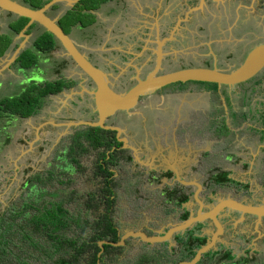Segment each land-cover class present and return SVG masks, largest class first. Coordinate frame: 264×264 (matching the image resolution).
Masks as SVG:
<instances>
[{"label": "rangeland", "instance_id": "1", "mask_svg": "<svg viewBox=\"0 0 264 264\" xmlns=\"http://www.w3.org/2000/svg\"><path fill=\"white\" fill-rule=\"evenodd\" d=\"M69 5L71 4L66 3V7ZM60 8H63V4H60ZM96 14L99 21L93 27L85 31L73 32L71 36L82 52L92 57L108 76L112 87L118 92L127 91L132 83L136 82V77H146L150 74L159 61L162 63L160 70L162 73L188 67H216L232 71L244 62L254 48L264 44V0H115L99 8ZM52 16L56 17L55 14ZM14 19L15 17L0 12V35L4 31L8 33L9 24ZM42 31V27H35L26 40L22 36H16L14 47L0 59V79H4L6 85L11 81L5 90L0 91V101L18 96L23 92V88L31 83V78L37 83L58 79L75 80L76 83L58 94L46 97L42 108L28 118L12 116L0 105V216L3 217V222L0 224V238L3 240L9 236L14 238L17 236L9 230L6 223L13 207L25 208L28 204L42 207L47 202L60 200H69L67 205L71 212L82 211L83 216H91V221L94 218L97 220V217H100L98 213L103 211L125 228L139 223L138 220H132L135 217L130 210L125 211L120 207L123 201H128L133 207L131 203L137 186L125 182L121 177L118 180L114 176L112 187L114 194L108 195L104 191L105 176L97 172L100 151L88 148V151L80 155L82 165L80 173L74 172L70 175L66 173L73 156L72 149L82 151L78 143L88 146V141L83 137L74 140L73 135L77 131L69 130L72 134L67 135L64 133L66 128H54L48 123L62 115L72 118L74 122L83 121L82 117L88 115L84 111L87 97L84 94L85 91L88 93L90 88L86 83L79 85L78 81L81 77L78 76L84 78V75L66 57L61 46L49 54L40 56L37 67L28 71H17L16 61L13 62L12 58L15 50L21 44H25L26 49L31 48ZM8 61L13 62L9 67L11 72L4 71ZM262 77L259 75L256 79L262 82ZM22 81L24 82L21 83ZM259 88L261 87H254L253 82L241 89L235 88L236 90L224 86L215 89L194 82L172 84L145 95L136 107L126 111L129 113L127 118L130 121L124 123V127L129 128V136L137 143L142 153L151 146L156 151L154 143L159 144L161 151H171V153H174V148L183 147V156H188L190 160L188 164L192 165L188 172L198 173L197 176L187 177L191 181L196 180L203 185H209L212 170L216 168L222 172L226 167L224 159L229 152L238 155L246 149L255 151L261 144L258 139L263 135L261 131L264 125L257 121V118L258 114V119L264 118V113H259L263 109L260 107L262 97L259 96ZM253 89H256V93L252 94L250 101L245 102L239 96V92L251 93ZM223 90L226 91L227 96L226 122L230 123L231 131L227 132L224 138L216 140L210 138V136L214 137L210 133L217 126L212 125L215 119L223 114V103L219 95ZM195 94L202 98H195ZM206 96L212 97L207 101L206 98L203 99ZM87 103L91 106L92 100ZM209 103L212 106H206ZM231 103L236 111L232 110ZM76 104L79 107H76ZM247 104L252 109L248 107L245 109L247 115L245 121L241 113H243L242 108ZM239 107H241L240 113ZM30 120L35 121L34 126L41 124L37 140L34 136L35 131L31 133L28 128ZM169 121L174 128L177 127L175 134L173 135V129L163 130L162 134L158 133L162 135L160 139L155 126ZM8 138L9 142L6 141ZM185 148H188L187 152ZM126 154L127 151H122L121 157L115 161L118 166L109 165V168L115 167L114 171L117 172L123 170L128 162L127 159V162L122 160ZM255 168L256 165L247 172H242L244 170L242 168L240 174H249V178H253ZM36 177H40L42 183L29 182L30 178ZM236 177L238 178V175ZM139 179L141 180V177ZM260 181L264 182L262 169L257 176L258 185ZM139 187V191L146 192L141 193L142 199L149 202L150 207L155 204L150 218L158 228H163L169 223V227L179 223L178 217L184 207L181 210L176 209V214L170 213L174 206L164 201L158 186L154 185L147 189L141 188L140 185ZM230 187L234 189L232 185ZM126 189L131 191L128 199L124 193ZM214 189L216 191L212 195L213 189L204 186L201 190V198L207 201V198L211 197L217 201V198L226 197V194L230 193V188H226V185ZM179 194L178 191L175 197ZM241 196L237 194L239 201L244 198L250 200L247 196L242 198ZM258 197V201L264 200L263 193H259ZM89 200L90 203H98V207L88 212ZM108 200L113 201V204L107 209ZM134 214L136 217L140 215L136 212ZM220 220L224 225L223 234L216 248L219 251L229 249L228 251L234 255V260L222 261L220 257L205 256L201 264H234L238 261L241 263L247 261L245 264H264V238H261L264 235V224L255 226V217H241L235 210L221 214ZM200 225L199 230L203 227L202 224ZM202 229L203 234L209 231L206 237L207 241L211 240L210 232L216 231L215 225L209 222ZM85 236L87 240L90 234L86 233ZM16 242L23 247L21 260L25 259L32 264H55L54 259L46 258L44 252L29 247L21 240ZM177 243L173 248L176 251L171 253L166 250V243H157L152 248V245L139 239H129L117 246L116 251L108 252L106 255L115 256V264H173L174 258L179 255L177 251L183 250L182 245ZM12 251L16 252V247H12ZM155 251H159L158 255H155ZM145 259L148 261L145 262Z\"/></svg>", "mask_w": 264, "mask_h": 264}, {"label": "trees", "instance_id": "2", "mask_svg": "<svg viewBox=\"0 0 264 264\" xmlns=\"http://www.w3.org/2000/svg\"><path fill=\"white\" fill-rule=\"evenodd\" d=\"M49 1L50 0H23V3L33 9H39ZM112 1L115 0H80L74 7L68 8L65 11L60 17L58 24L66 34L91 27V25L99 21L98 16L94 12ZM58 8V4L54 6V9ZM242 10H244V8ZM9 16H11V14H9ZM28 22V18L17 17L9 24L8 33H2L0 35V59L14 47V38L21 33ZM35 27H37L36 23L27 30L26 34L29 35ZM59 47L60 45L51 33L42 31L34 40L33 46L25 49L19 55L16 60V67L20 71H28L31 68L37 67L41 59L40 56L49 54ZM75 83L76 82L73 80L65 79L37 83L31 78V83L23 88L22 93L9 100L0 101V105L4 107L5 111H8L6 113H11L12 116L28 118L36 114L42 108L43 100L46 97L58 94L72 87ZM204 85L212 86L215 89L218 88L216 84L204 83ZM262 124L264 125V118H262ZM223 130L225 131L224 128ZM82 137L88 141L89 145L83 146L78 143L82 151H77L76 148L72 149L71 153L73 156L66 173H69V175L74 172L80 173L79 171L82 169L80 155L88 151V148L100 151L98 155V158L100 157V162L97 165V172L105 176L106 183L104 191L108 195L114 194L112 191L114 179L110 168L122 155V151L118 152V150L108 153L112 150V147L115 146L118 148L121 146V142H119L115 136V131L106 130L101 127H85L73 138L77 140ZM6 141L9 142V138ZM109 165H111L110 168ZM216 171L217 170H214L211 174L209 185L215 184L219 186L226 183H235L228 178V173H219ZM35 181L36 183H42L40 177L30 178L29 180L31 183ZM178 191L179 189H173L169 198L174 197L173 195H177ZM171 200L175 201L174 204L176 207L181 208L188 201V196L182 193L179 194L176 199ZM68 201L69 200L51 201L45 203V206L42 207L34 204H28L25 208L13 207L10 216L7 217L8 221H6V223L9 230H11L13 234H17V236L15 238L9 236L3 238V240L0 238V264H13V260L14 264H32L25 259H20L21 249L23 247L17 244L16 241L19 240L26 242L29 247L37 249V251L44 252L46 258L54 259L55 264H97L98 254L101 251L98 242L101 240H108L113 243L118 242L120 237L118 236L117 228L112 224L108 215H104V217L97 220H95L93 216L94 220L91 221V216H83L82 211L71 212L67 205ZM90 202L91 200L87 203L88 212L94 207H98V203ZM108 203L107 205L110 206L113 201L108 200ZM189 216L190 212L183 209V213L180 215L179 220H187ZM2 222L3 217L0 216V224ZM198 227L199 226L186 232L184 234L185 236H183L184 239H179L180 235L176 238L178 243L183 247V250H181V254L183 255L182 261L191 260L195 256L196 251L207 243L206 236L197 235L199 231ZM86 233L90 234L87 240H85ZM18 236H20V238H18ZM12 247H16L17 251L13 252ZM104 250L109 252L117 250V248L111 245H104ZM85 253H90L91 260L87 263H85L84 260ZM205 256L220 257L219 259L222 261L234 260V255L228 250L217 253L209 252L205 254L204 257ZM202 260L198 264L203 263ZM144 261L146 262L148 260L145 259ZM246 262L247 261H245V263ZM245 263L238 261L234 264Z\"/></svg>", "mask_w": 264, "mask_h": 264}, {"label": "water", "instance_id": "3", "mask_svg": "<svg viewBox=\"0 0 264 264\" xmlns=\"http://www.w3.org/2000/svg\"><path fill=\"white\" fill-rule=\"evenodd\" d=\"M80 0H50L44 7L40 9H32L16 0H0V9L15 15L16 17H25L29 19L26 27L21 31L19 37H24L25 40L29 37L26 34L27 30L36 23L41 26L44 31L51 33L58 44L65 51L66 57L69 58L75 66L80 70L82 75L86 76L94 85V90L91 91L95 106L97 109L98 120L95 122L82 121L81 124L90 127H101L106 130L115 129L120 131L118 127L105 125L106 119L113 116L119 111H128L136 107L141 99L152 92L160 90L172 84L178 83H210L221 86H235L245 83L261 72L264 71V44L254 48L246 57L244 62L235 70L225 71L216 67H188L178 69L166 73L160 72L161 61H159L155 69L144 78L136 77V84L125 92L115 90L108 76L98 67L90 62L85 53H83L74 42L70 34H66L59 26L60 16L51 17L46 12L55 3H70L69 8L74 7ZM65 12H63L64 14ZM62 14V15H63ZM25 44H21L14 52L12 58L14 61L25 50ZM118 140H120L118 138ZM199 191L201 185L197 186ZM203 204L199 205L198 212L191 214L189 218L177 225H173L170 229L161 235H149L144 231H131L130 234H124L118 242H110L101 240L98 245L101 249L99 256L104 251V245L117 247L125 243L128 238H140L147 244L165 243L172 240L176 235L183 234L188 230L194 229L195 225L206 221H213L216 226V231L212 233V238L205 245L196 251L193 259L181 264H197L202 257L211 251H214L223 229L219 217L221 213L227 209L238 211L242 214L255 215L257 218L264 217V204L253 205L245 204L234 198L219 199L216 203L207 209H203ZM99 264V261L98 263Z\"/></svg>", "mask_w": 264, "mask_h": 264}, {"label": "crops", "instance_id": "4", "mask_svg": "<svg viewBox=\"0 0 264 264\" xmlns=\"http://www.w3.org/2000/svg\"><path fill=\"white\" fill-rule=\"evenodd\" d=\"M0 12H2L4 14H8V16L10 14V13H7V12L1 10V9H0ZM11 16L15 17V19L17 18L15 15L11 14ZM3 33H6V31H4ZM13 62H15V61H13ZM12 63L8 61L7 64H6L7 67H4V69H5L4 71L11 72L9 70V67H11ZM17 71L20 72L19 69H17ZM23 82L24 81H22L21 83H23ZM8 83L9 84L6 85L5 80L4 79H2V80L0 79V91L1 90L2 91L5 90L7 88V86L10 85L11 81H9ZM224 90L221 91V93L219 94L220 98H221V101L223 103L222 104L223 114L220 115V117L218 119H215L214 124H212V125H217V126H215L211 130L212 133H210V135L214 136V137L210 136L211 139L214 138L216 140H220L221 138H224L226 136L227 132L231 131L230 126H229L230 123L226 122V97L227 96H226V91H224ZM85 92H87V91H85ZM88 94H89V96H88L89 99L92 100V105L89 106V105H87L88 104L87 103L86 105H84V107L86 108L87 111L89 109V111H90L89 113H91V114L88 113V115H89L90 118H92L93 115H97V109H96V106H95V100H94L95 98H94L92 92L88 91ZM195 95H196L195 98H202V96H199L197 94H195ZM210 97H212V96H206L203 99L206 98L205 100L208 101ZM209 105H211V104L209 103L206 106H209ZM231 106H232V110L236 111V108H234V105L232 103H231ZM249 106L250 105L247 104V107L250 109ZM181 107L182 106H179V108H181ZM247 107L244 106L242 108V112H243V113H241L242 116H246V110L245 109H247ZM123 112H125L126 116L128 117L129 113L126 112V111H123ZM238 112L239 113L241 112V107H239ZM85 113H87V112H85ZM231 113L232 112H230V114ZM259 113H261V111ZM235 114H236V116L238 115L237 113H234V115ZM258 116H259V114H258ZM21 119H24V118H21ZM82 120L86 122L84 117H82ZM88 121L91 122L92 120H88ZM49 122L50 123H48V124L52 125L54 128H57V127L66 128V131L64 133H66L67 135H70V133L72 134V132H70L69 130H75V132L77 131L75 133V135H73V136H76L82 128L86 127V126H81V125H84V124H81L82 121L77 120L76 122H74L72 120V118L66 117L65 115H62V116L58 117L55 120L53 118ZM28 124H29L28 128L31 130V133H32L33 130L35 131L34 132V136L36 137L35 139L36 140L39 139L38 138L39 137L38 133H39L41 124H39V126H34L35 121H32V120H30L28 122ZM113 125L120 128V131L117 132V136L120 139L119 141H121L123 143L124 149L128 150L126 156L122 160L126 161V159H127L128 162L126 161L127 162L125 164L126 167L123 170L122 169L118 170V172L114 171L115 167L118 166V164L115 163L116 166L114 168L111 167L110 171L113 173V177L115 176L118 180H120V177H121L125 182H130V183H132V184L137 186V188L134 189L133 201L131 203L133 205V207H131V205H130V203H128V201L127 202L123 201L122 202V206L120 204V207L122 209H124L125 211L130 210V212L133 213V215L135 217L132 220H134V221L138 220L139 223H134L131 226L129 225L128 227L125 228V227H123V225H121V223L119 221L113 220L112 219L113 217H110V216H108V217L111 220L112 224H114L116 226L117 231H118V236H120V237L123 236L124 234H130L129 232H131V231H137V230L144 231V232H146L149 235H161V233L163 234L165 231H167V229L169 228L168 225L170 223L167 225L168 227L167 226H163V228L162 227L158 228L157 224L153 223V221L150 218V213H151V211L153 209H155V204H153L152 207H150L149 206L150 204H148L149 202H147L144 199H142V194L141 193H146V192L139 191L138 190L140 188L139 185L141 186V188L145 187L146 189H147V187H152L154 185L158 186V189L161 191V197H164V201H166L167 203H171L174 206V208L170 210V213L176 214L177 213L176 209H178V207H176V205L174 204L175 201L169 199V197H168V195L166 193H170L173 189H176V188L181 189L185 193L187 192L186 190H188V191L190 190L191 191V187L192 186H195V187L198 186L199 182L196 181V180L191 181L189 179V177H187V176H189V175L197 176L198 173L188 172L189 167L192 168V165L188 164V161H190L188 156H186V157H184V156H179L178 157L177 155H175V156L169 155L168 156L164 151L160 150L159 144H157V143H154L156 151L153 150V148L151 146V148L147 149V151H145V153H142L139 150L140 148L138 147L137 143L134 142L131 139V137L129 136V134H128L129 128L128 127H124V123H121V124L120 123H113ZM219 127H221V129ZM28 128H27V131L29 132ZM155 128H156L155 131L157 132V134L161 133L163 130L167 131L168 129L169 130L173 129V135H174L175 134V130H176L177 127L174 128V126H172V124H171V121H169V123L159 124L158 126H155ZM223 128L225 129V131L223 130ZM157 129H159V130L157 131ZM261 132L264 135V129ZM263 135H261L259 137L258 140L261 142V144L258 146V148L255 151H252L251 149H248V150L246 149L243 152H240L238 155H235V153H233V152H231V153L229 152L228 155H226V158L224 159V161L226 162V167L223 170H225L226 173H228V178H230L233 182H235V183H230V185H232L233 188L237 187V189H235V188L231 189V187H230L231 191L229 190L230 193L226 194V198L227 197L228 198H234V199L236 198L237 200H239L237 198V194H240V195H242L241 198L244 197V196L245 197L247 196L248 198H251L250 200L246 199V198H244V200H242L243 202H245L247 204H253V205L264 204V200L263 199L258 201L259 200L258 194L259 193H261V194L263 193L264 194V182L260 181L259 185H258V182H257V176H258V173H259L260 169L264 170L262 168V167H264V154H263L264 153V139H263L264 136ZM158 136L160 137V139L162 138V135L158 134ZM158 136H157V138H158ZM57 137H58V135H57ZM120 137H122V138H120ZM20 139H22V137ZM41 142H42V140H41ZM246 147L247 146H245V148ZM130 151H131V153H129ZM258 151L260 152L259 154L261 156H263V157H259L258 158V156H260L258 154ZM169 152L171 153V151H169ZM255 165H256V168H255V172H254L253 178H249V174H243V173L240 174V169L243 168L244 170H242V172H247V171L251 170L252 168H254ZM238 167H240V168H238ZM156 169H160L162 172H167L168 170L175 172V175H173L174 179L171 178V179L167 180V178H164L163 180H161V183L159 182V184H156V181H158L160 179L159 178L160 175H156L155 174V176H153L154 175L153 172L156 171ZM124 172L126 174H124ZM119 174H121V176H119ZM237 175H238V178L236 177ZM139 177H141V180L139 179ZM144 177L146 178L145 180L143 179ZM176 183H177V185H176ZM245 189H248L249 192H251V195L248 194V193L246 194ZM129 192L131 193V191L129 189L124 190L125 196L127 195L126 196L127 199H128V196H129L128 195ZM213 193L215 194V192H213ZM235 194H236V196H235ZM136 195H137L138 201L135 199ZM209 198L210 199L208 200V202L211 199L215 201V199H213L211 197H209ZM220 198H224V197H219L217 199L219 200ZM140 199H142V200H140ZM245 200H247V201H245ZM112 204L110 206L107 205V209L109 207L111 208ZM102 205H103V203H102ZM118 207H119V205H118ZM116 209L120 210L119 208H116ZM180 210H181V208H180ZM226 211L229 212V211H233V210L232 209H227V210H225L223 212V214H226ZM134 212H136V214L139 213L140 214L139 217H136ZM106 213L103 212V211L99 212L98 214H100V217H97V219H100V218L104 217V215H107ZM182 213H183V209H182ZM243 217H245V215ZM256 222L260 226L262 221H261V219L256 218ZM211 223L213 225H215V223L213 221H211ZM222 224H223V222H222ZM173 225L174 224H172V226ZM203 227L205 228L206 226L203 224ZM202 231H203V229L199 230L197 235L198 234H199V236H207V234L209 235V231L205 232V234H203ZM212 233L213 232H210V234H212ZM222 234H223V231L220 234V237H221ZM175 237L171 240L172 242L169 241V243L171 242L172 244H169L170 247H168V248L176 247V243L177 242H176ZM220 237H219V239H220ZM129 239H139L142 242H145L144 240H142L140 238H132V237L128 238L126 241H128ZM106 241H108V240H106ZM145 243L147 244V242H145ZM219 243L220 242L218 240L217 241V245H216L217 247H218ZM165 247H166V245H165ZM217 250H219V249L215 248V250L212 251V253H216ZM175 251H176V249H173L171 253H173ZM177 252H178L179 255L176 258H174L173 264H177L178 262H182V260H181L182 257H183V255L181 254L182 251L178 250ZM146 253L148 255L147 250H146ZM158 253H159V251H155V255L156 254L158 255Z\"/></svg>", "mask_w": 264, "mask_h": 264}, {"label": "flooded vegetation", "instance_id": "5", "mask_svg": "<svg viewBox=\"0 0 264 264\" xmlns=\"http://www.w3.org/2000/svg\"><path fill=\"white\" fill-rule=\"evenodd\" d=\"M16 1H18L19 3H21V4H24L23 3V0H16ZM47 4V3H46ZM45 4V5H46ZM59 5V8L58 9H54V6L55 5ZM60 4H63V8H60ZM25 5V4H24ZM44 5V6H45ZM26 6H28V5H26ZM44 6H42V7H44ZM28 7H30V6H28ZM41 7V8H42ZM32 8V7H31ZM69 8V6H67L66 7V3H55L54 5H52L48 10H47V14L49 15V16H51V17H53L52 15L53 14H55L56 15V17H58V16H62V14H63V12H65L67 9ZM33 9V8H32ZM40 9V8H39ZM95 14H96V11L94 12ZM97 15V14H96ZM95 25V24H94ZM94 25H91V27H93ZM37 27H41V26H39L38 24H37ZM91 27H88V28H91ZM88 28H86V29H81L82 31H85V30H87ZM43 31H44V29H43ZM41 34V33H40ZM72 34V33H71ZM70 34V35H71ZM72 37V36H71ZM73 39V38H72ZM79 48V47H78ZM80 49V48H79ZM81 50V49H80ZM82 51V50H81ZM87 56V55H86ZM88 57V59L90 60V62L91 63H93V65H95L96 67H98V65H97V63L96 62H94L93 61V59H92V57H90V56H87ZM99 68V67H98ZM100 69V68H99ZM259 75H262L263 77V79H262V82H259L258 81V79H256L257 78V76H259ZM259 75H257L255 78H253V79H251V80H249V81H247V82H245V83H242V84H238V85H235V86H224V87H228L229 89H232V90H236L235 88H238V89H241L243 86H245V85H247L248 83H254V87L256 86H260L261 88H259V96H261L262 97V99H261V104H260V107H263V109L261 110V112L262 113H264V71L263 72H261ZM81 77V78H80ZM78 78H80L81 80H79L78 82H79V85L80 84H87V86L90 88V90H89V92H91L92 90H94V85H93V83L86 77V76H84V78H82V76H78ZM141 78H144V77H141ZM75 81V80H74ZM77 82V83H78ZM136 84V82H133L132 83V85H131V87L133 86V85H135ZM204 84V83H203ZM93 87V89L91 90V88ZM130 87V88H131ZM129 88V89H130ZM128 89V90H129ZM226 90V89H225ZM244 90V89H243ZM250 90V89H249ZM254 90V91H253ZM252 90V92L251 93H247V92H239V96L245 101V102H248V101H250V98H251V96H252V94L253 93H256V89H253ZM234 93V92H233ZM236 93V92H235ZM85 96H87L86 97V104H87V102H89V95H88V93L86 92V94H84ZM238 97V96H237ZM236 99V98H235ZM230 100V99H229ZM85 104V105H86ZM76 107L78 106L79 107V105L78 104H76L75 105ZM83 106V105H82ZM247 107V106H246ZM250 107V106H249ZM250 108H252V107H250ZM84 111L85 112H87V114L90 112L89 111V109H88V111L86 110V108L84 107ZM89 114H91V113H89ZM98 114L97 115H93V117L92 118H90L89 117V115H87V116H84V119L86 120V122H90V121H88V120H92L91 122H93V121H97L98 120ZM244 117V119H245V121H246V118H247V115L246 116H243ZM258 118H259V116H258ZM257 118V121H259V122H262V118H260V119H258ZM128 121H130L128 118H127V116H126V113L125 112H123V111H119V112H117L116 114H114L113 116H111V117H108L107 119H106V123H105V125H107V126H111V127H117V126H114L113 125V123H125V122H128ZM111 124V125H110ZM81 126H86V127H90V126H88V125H81ZM119 128V127H118ZM82 129H84V128H82ZM81 129V130H82ZM79 130V129H78ZM81 130L79 131V132H81ZM110 130V129H109ZM259 130V129H258ZM111 131H115V136H116V138L118 139V136H117V131L115 130V129H112ZM183 147H181V149H176V148H174V153H170V152H168V151H165V153L169 156V155H172V156H175V155H177L178 157L179 156H183V149H182ZM124 145H123V143L121 142V146L120 147H118V148H116L115 146L114 147H112V150L111 151H114V150H118V152L119 151H127L128 152V150H126V149H124ZM187 149L188 148H185V151L187 152ZM96 151V150H95ZM153 176H155V174L156 175H160V179L161 178H173V175H175V172H173V171H167V172H162L160 169H156V171H154L153 172ZM169 175V176H168ZM159 179V180H160ZM174 179V178H173ZM160 183H161V181H160ZM176 185H177V183H176ZM224 185H226V188H230V183H226V184H223V185H219V186H213V187H210V188H212L213 189V192H215L216 190L214 189L215 187L218 189V187L219 188H223V186ZM235 189H237V187H234ZM176 189H178V188H176ZM202 190V189H201ZM201 190L199 191V188L196 186H192L191 187V191H187L186 193H184L181 189H179V192H180V194H186L187 196H188V201L185 203V206H184V208H185V210H188L189 212H190V215L193 213V214H196L197 212H198V208H199V205L200 204H203V206H204V210L205 209H207L209 206H211V205H213L215 202H214V200H210L209 202H208V200L210 199L209 197L207 198V201H205L204 199H202L201 198ZM182 191V192H181ZM245 191H246V194L248 193V194H250L251 195V192H249V190L248 189H245ZM171 193L172 192H170V193H166L167 195H168V197H170L171 196ZM212 195H214V193H212ZM174 197H172V198H174V199H176L178 196H176L175 197V195H173ZM224 198H226V197H224ZM224 198H220V199H224ZM251 199V198H250ZM218 201V200H217ZM241 202H243V201H241ZM243 203H245V202H243ZM208 204H210L209 206H206V205H208ZM245 204H247V203H245ZM257 205H261V204H257ZM194 206H195V208H194ZM196 209V210H195ZM195 210V211H194ZM224 212V211H223ZM223 212L221 213V214H223ZM238 212V211H237ZM239 214H240V216L241 217H243L244 215L245 216H249V214H244V215H242V213H240V212H238ZM250 216H252V217H255V218H257L255 215H250ZM220 218V217H219ZM261 224H260V226L261 225H263L264 224V217L261 219ZM209 222L208 221H206V223L204 224L205 226H207L206 224H208ZM256 225H258L257 224V222H255V226ZM197 226H199L198 224H197ZM196 226V227H197ZM259 226V225H258ZM203 228V227H202ZM201 228V229H202ZM200 229V230H201ZM185 234V233H184ZM199 235V234H198ZM183 236H185V235H180V237H179V239H184V237ZM258 236H259V234H258ZM120 237V236H119ZM177 238V236L175 237V239ZM261 238H264V235L263 236H261ZM120 239V238H119ZM157 244V243H156ZM156 244H148V245H152V246H155ZM169 242H167L166 243V250H168V251H170V252H172V250H173V248L171 247V248H168V247H170L169 246ZM153 248V247H152ZM227 250H229V249H227ZM112 251H116V250H112ZM112 251H109V252H112ZM224 251H226V250H224ZM100 253V252H99ZM108 252H106L105 250L103 251V253H101L100 254V256H99V254H98V261H99V264H111V263H114L115 264V256H107L106 254H107ZM155 253V252H154ZM89 254V255H88ZM85 253L84 254V260H85V263H87V262H89L90 260H91V258H90V253ZM196 255V254H195ZM71 258V257H70ZM194 258V257H193ZM192 258V259H193ZM203 259V258H202ZM201 259V260H202ZM98 261H97V263H98ZM187 261H190V260H184V261H182V262H178L177 264H181V263H183V262H187Z\"/></svg>", "mask_w": 264, "mask_h": 264}, {"label": "clouds", "instance_id": "6", "mask_svg": "<svg viewBox=\"0 0 264 264\" xmlns=\"http://www.w3.org/2000/svg\"><path fill=\"white\" fill-rule=\"evenodd\" d=\"M140 78H141V77H140ZM195 83H196V82H195ZM178 84H183V83H178ZM132 109H133V108H132ZM128 111H129V110H128ZM118 138H119V137H118ZM118 141H119V140H118ZM119 142H121V141H119ZM112 152H113V151H112ZM214 170H217V169L214 168V169L212 170V173L214 172ZM216 172H219V170H217ZM222 172H226V171H223V170H222ZM222 172H219V173H222ZM161 180H163V178H161L160 180H158L157 183L159 184V182H160ZM167 180H168V178H167ZM199 185H201L202 189L204 188V186H205L206 188H208L209 186H210V187L216 186L215 184H211V185L204 184V185H203V184H201V183H199ZM112 195H113V194H112ZM136 198H137V195L135 196V199H136ZM169 199H174V198H169ZM137 201H138V198H137ZM214 202L216 203L217 201H214ZM183 206H185V204H184ZM183 206H182V207H183ZM182 207H181V208H182ZM209 207H211V206H209ZM209 207H208V208H209ZM178 209H180V208L178 207ZM198 209H199V208H198ZM179 218H180V217H179ZM179 218H178V219H179ZM220 218H221V215H220ZM220 218H219V219H220ZM184 221H185V220H184ZM220 221H221V220H220ZM181 222H182V221H179V223H181ZM208 222L211 223V220L208 221ZM205 223H206V222H204V223H199V224H202V225H203V224H205ZM221 223H222V222H221ZM177 224H178V223H177ZM177 224H175V225H177ZM215 227H216V226H215ZM170 228H171V227H169L168 229H170ZM194 228H196V227H194ZM168 229H167V230H168ZM192 230H193V229H192ZM188 231H190V230H188ZM188 231H187V232H188ZM185 233H186V232H185ZM183 234H184V233H183ZM178 235H180V234H178ZM178 235H177V236H178ZM170 241H171V240H170ZM176 241L178 242V240H176ZM207 242H208V241H207ZM161 243H163V242H161ZM165 243H167V242H165ZM179 244H180V243H179ZM221 251H224V250H221ZM217 252H220V251L217 250ZM217 252H216V253H217ZM208 253H209V252H208ZM211 253H212V251H211ZM206 254H207V253H206ZM203 257H204V256H203ZM200 261H201V260H200Z\"/></svg>", "mask_w": 264, "mask_h": 264}]
</instances>
